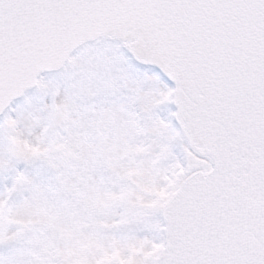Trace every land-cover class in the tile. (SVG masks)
I'll list each match as a JSON object with an SVG mask.
<instances>
[{
	"label": "snow or ice",
	"instance_id": "snow-or-ice-1",
	"mask_svg": "<svg viewBox=\"0 0 264 264\" xmlns=\"http://www.w3.org/2000/svg\"><path fill=\"white\" fill-rule=\"evenodd\" d=\"M0 264H264V0H0Z\"/></svg>",
	"mask_w": 264,
	"mask_h": 264
}]
</instances>
